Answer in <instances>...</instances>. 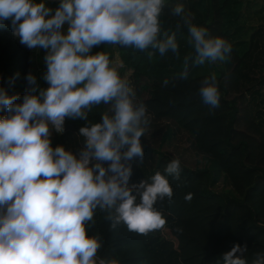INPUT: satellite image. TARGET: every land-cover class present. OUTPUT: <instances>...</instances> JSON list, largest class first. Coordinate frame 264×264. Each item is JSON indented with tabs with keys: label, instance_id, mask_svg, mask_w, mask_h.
<instances>
[{
	"label": "clouds",
	"instance_id": "obj_1",
	"mask_svg": "<svg viewBox=\"0 0 264 264\" xmlns=\"http://www.w3.org/2000/svg\"><path fill=\"white\" fill-rule=\"evenodd\" d=\"M163 7L164 0H59L53 13L44 2L0 0V27L10 20L22 45L45 50L48 84L38 90L29 73L31 87L23 97L0 89V108L7 113L0 117V264H116L97 261L101 245L87 235L85 223L97 208L113 226L123 223L142 235L166 224L154 207L158 199L172 198L166 176L156 172L151 182L128 183L129 162L144 155L140 138L149 123L146 106L134 104V91L110 66L108 55L90 54L93 47L110 43L178 55L174 33L159 38ZM183 11L177 5L173 15L188 28L193 63L224 61L231 45L209 36ZM199 94L212 108L219 107L215 74L201 82ZM101 103L111 105L112 115L104 113L101 123L79 128L85 146L78 155L51 146L49 125L62 133L66 118L87 120V111ZM165 173L179 179L180 161L168 163ZM246 251L235 244L223 254L224 264H246ZM252 264H264V254L257 253Z\"/></svg>",
	"mask_w": 264,
	"mask_h": 264
},
{
	"label": "trees",
	"instance_id": "obj_2",
	"mask_svg": "<svg viewBox=\"0 0 264 264\" xmlns=\"http://www.w3.org/2000/svg\"><path fill=\"white\" fill-rule=\"evenodd\" d=\"M180 1L184 15L190 16L193 24L206 28L209 36L225 39L231 53L221 67L212 71L209 62L194 64L196 53L188 43V28L181 17L175 16L178 22L173 23L160 14L159 38L163 40L165 32L174 33L179 54L168 51L148 65L150 71H132L134 104L143 103L148 119L154 123L166 119L164 137L187 132L204 164L189 167L180 163L179 179H175L165 173L167 164L174 159L140 138L144 155L129 162L132 174L128 183L132 187L143 180L151 182L156 172L166 176L172 198L158 199L154 204L166 224L142 235L129 231L123 223L113 226V221L106 219L108 214L97 208L85 229L101 245L96 259L114 260L116 264H224L223 254L235 244L246 246L242 258L252 264L257 253L264 254V6L257 7L255 0L247 1L244 12H239L238 0ZM34 2H44L53 13L59 5L53 0ZM174 5L172 0L164 3V8L173 11ZM249 16L257 23H248ZM3 23L0 89L8 96L23 97L30 88L26 80L29 48L12 34L10 20ZM177 23L181 24L179 29ZM97 52L108 55L104 43L93 47L90 54ZM155 64L158 69L152 71ZM115 68L121 77L122 67ZM213 74L220 94L216 108L206 104L199 94L201 82ZM141 77L143 83L138 82ZM142 88L146 95L139 96ZM104 113L112 115L101 103L87 111V120L66 118L62 133L50 132L51 146H63L78 155L85 146L79 128L101 123ZM5 115L0 108V117ZM219 180L224 185L216 189ZM189 194L192 198L187 200ZM165 230L169 233L165 234Z\"/></svg>",
	"mask_w": 264,
	"mask_h": 264
},
{
	"label": "rangeland",
	"instance_id": "obj_3",
	"mask_svg": "<svg viewBox=\"0 0 264 264\" xmlns=\"http://www.w3.org/2000/svg\"><path fill=\"white\" fill-rule=\"evenodd\" d=\"M59 2V0H53ZM172 0H164V3H169ZM179 1V2H178ZM174 0V7L182 5V1ZM247 1L252 0H238L237 2V10L239 12H244L245 5ZM257 7L264 6V0H255ZM162 16L170 19L173 23L178 21H174L175 15H173L172 10H166L164 7L160 13ZM184 15V12H183ZM257 19L253 16H249L247 22L250 24H256ZM67 24L63 26L61 29L63 34L67 33ZM105 44V51L108 53V57L110 60V64L115 67H122L121 69V78L126 79L128 81V85L132 90L135 88V84L132 82L133 76L130 75L133 70L138 69L142 72L150 71L148 65L156 62V60H160L162 57L156 49L148 48L144 51L137 50L134 47H123L119 44ZM152 52L153 55L149 58L148 53ZM45 50L42 49V53L39 52V48L36 49H29V58H28V68L27 74L31 73L36 77V82L39 89H46L48 84L43 79V75L46 73L47 68L44 65V56ZM164 56V55H163ZM209 70H214L213 68H219L223 65V61L217 60L216 62H209ZM215 65V66H214ZM158 64H155L151 70L155 71L158 69ZM139 83L144 82V78L138 81ZM31 87V86H30ZM139 96L146 95L145 88H142L138 92ZM136 96V95H135ZM106 108L108 111H111V105L106 104ZM166 119H161V121L157 124L153 121L149 120V123L145 127L144 135L141 137L142 140L150 147L158 149L159 151L165 153L172 159H178L180 163L189 166V167H201L204 162L203 159L200 157V154L194 149L191 144V140L184 130L182 131L181 135L174 134V135H167L164 137L165 130H166ZM50 132L52 133L55 131L51 125H49ZM144 168H148L145 166ZM224 185L221 180H219L215 184V188L219 189L220 186ZM165 234L169 233L168 230L164 231ZM175 242V238H174Z\"/></svg>",
	"mask_w": 264,
	"mask_h": 264
},
{
	"label": "built area",
	"instance_id": "obj_4",
	"mask_svg": "<svg viewBox=\"0 0 264 264\" xmlns=\"http://www.w3.org/2000/svg\"><path fill=\"white\" fill-rule=\"evenodd\" d=\"M99 259H97V261H98Z\"/></svg>",
	"mask_w": 264,
	"mask_h": 264
}]
</instances>
